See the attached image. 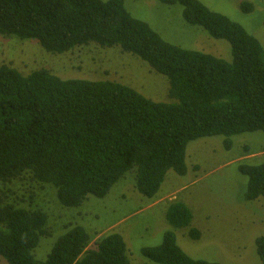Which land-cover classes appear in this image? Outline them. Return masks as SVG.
Returning <instances> with one entry per match:
<instances>
[{"label":"trees","instance_id":"obj_1","mask_svg":"<svg viewBox=\"0 0 264 264\" xmlns=\"http://www.w3.org/2000/svg\"><path fill=\"white\" fill-rule=\"evenodd\" d=\"M159 1L180 4L187 23L227 40L231 61L164 40L133 17L124 0H0V35L36 40L57 54L90 43L119 46L166 76L174 100L153 101L113 80L63 79L46 68L23 74L0 64L1 186L29 178L52 185L62 206L77 207L89 195L104 197L133 172L137 191L151 198L169 170L186 173L188 142L222 135L229 149L234 135L264 132V51L258 39L200 0ZM240 8L251 11L252 4L244 1ZM239 170L247 176L246 200L264 198V163ZM166 218L186 227L192 213L174 201ZM47 220L43 209L9 201L0 188V256L7 264H130L119 232L90 244L88 231L73 223L37 260L33 250L51 234ZM189 235L197 239L200 232L191 228ZM257 252L264 264V237ZM141 253L158 264H220L187 255L170 230Z\"/></svg>","mask_w":264,"mask_h":264},{"label":"rangeland","instance_id":"obj_2","mask_svg":"<svg viewBox=\"0 0 264 264\" xmlns=\"http://www.w3.org/2000/svg\"><path fill=\"white\" fill-rule=\"evenodd\" d=\"M200 1L241 24L258 39L264 51V0ZM244 1L252 4L251 11L240 8ZM124 4L133 17L147 22L164 40L231 61L229 42L211 37L199 25L187 23L180 4L159 0H124ZM0 64H9L23 74L46 68L63 79L113 80L153 101H174L168 97L166 76L119 46L90 43L57 54L46 52L33 39L0 35ZM224 139L215 135L188 142L186 173L179 175L169 170L151 198L137 191L133 172H127L114 183L104 197L89 195L77 207L62 206L52 185H40L29 178L0 188L9 201L47 213L51 234L40 237L33 250L37 260L47 257L66 226L73 223L88 231L90 244L108 232H119L127 244L130 264H158L144 257L141 249L159 245L168 230L174 232L179 247L194 259L220 264H260L257 240L264 237V198L246 200L247 176L239 167L264 163V132L234 135L229 149ZM161 195L163 200L152 205ZM174 201L189 207L192 220L188 226L175 227L167 220L168 205ZM191 228L199 230L197 239L189 235ZM0 264H7L2 256Z\"/></svg>","mask_w":264,"mask_h":264},{"label":"crops","instance_id":"obj_3","mask_svg":"<svg viewBox=\"0 0 264 264\" xmlns=\"http://www.w3.org/2000/svg\"><path fill=\"white\" fill-rule=\"evenodd\" d=\"M164 196V195H163ZM162 195L161 196H159L158 198H156L151 204L152 205H154V204H156V203H158V202H161L162 200H163V197Z\"/></svg>","mask_w":264,"mask_h":264}]
</instances>
